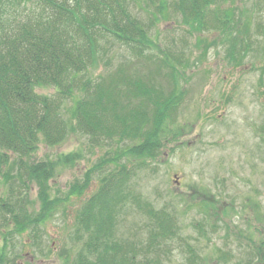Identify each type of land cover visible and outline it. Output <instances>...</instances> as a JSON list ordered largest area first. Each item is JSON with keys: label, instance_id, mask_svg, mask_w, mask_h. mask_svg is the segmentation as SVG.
<instances>
[{"label": "rangeland", "instance_id": "obj_1", "mask_svg": "<svg viewBox=\"0 0 264 264\" xmlns=\"http://www.w3.org/2000/svg\"><path fill=\"white\" fill-rule=\"evenodd\" d=\"M135 10L142 21L151 22L141 5ZM149 10L156 8L150 5ZM217 11L220 19L228 11L240 22L246 56H238L241 50L230 54L231 27L216 22L212 13ZM209 13L214 22L206 30L184 25L172 9L152 27L156 53L171 63L181 59L173 63L180 65L178 71L137 59L122 46L110 52L109 65L102 62L91 71L93 78L107 77L125 66L132 81L174 97L177 107L164 120L169 136L162 138L154 157L141 162L126 156L104 162L139 143L138 138L96 145L89 136L74 133L57 146L41 143L32 160L56 164L47 192L57 206L43 221L17 232L3 207L12 202L10 185L16 189L20 182H0L1 264H79L87 238L79 231L80 211L105 178L125 164L131 173L130 198L117 206L115 239L127 248L128 264H249L243 238L249 222L264 215V0H228ZM37 91L54 93L49 87ZM73 105L66 103L69 116ZM41 190L37 183L22 190V200L29 201L26 215H39ZM160 225L169 227L165 236Z\"/></svg>", "mask_w": 264, "mask_h": 264}, {"label": "trees", "instance_id": "obj_2", "mask_svg": "<svg viewBox=\"0 0 264 264\" xmlns=\"http://www.w3.org/2000/svg\"><path fill=\"white\" fill-rule=\"evenodd\" d=\"M227 1L0 0V182L10 185L14 178L20 182L16 189L10 185L12 202L2 205L17 232L43 221L57 206L58 201L47 192L56 164L32 160L41 143L57 146L74 133L89 136L96 145L102 140L117 138L124 143L127 138H138L139 143L126 145L115 159L104 162L120 161L125 156L141 162L154 157L162 138L167 140L169 136L164 120L177 107L174 97H166L159 88L139 80L132 81L126 76L129 70L125 66L109 71L107 77L93 78L91 71L102 62L109 65L110 52L119 46L129 49L137 59L178 71L180 65L173 63L181 59L174 57L171 63L168 56L156 53L151 30L159 16L172 9L184 25L206 30L214 22L209 12ZM140 5L151 15L148 24L135 10ZM150 5L155 12H150ZM212 15L218 17L216 22L222 27H231L230 54L241 50L238 56H246L248 49L239 39L243 28L240 22H235L228 11L223 12L222 19L220 11ZM47 87L54 93L37 91ZM68 101H74L71 116L65 109ZM75 158V154L65 157V163ZM130 174L127 164L112 171L82 207L79 231L87 238L79 264H128L130 254L124 243L116 241L115 226L117 206L130 198ZM30 183L42 188L40 213L35 217L26 215L29 201L21 197ZM83 187L76 186L73 192ZM161 228L162 235L168 234L169 227Z\"/></svg>", "mask_w": 264, "mask_h": 264}, {"label": "flooded vegetation", "instance_id": "obj_3", "mask_svg": "<svg viewBox=\"0 0 264 264\" xmlns=\"http://www.w3.org/2000/svg\"><path fill=\"white\" fill-rule=\"evenodd\" d=\"M249 225V231L245 234L246 238H243L246 241L248 254L251 256L249 264H264V215L261 218H253Z\"/></svg>", "mask_w": 264, "mask_h": 264}]
</instances>
